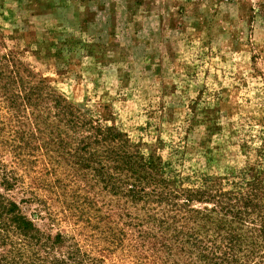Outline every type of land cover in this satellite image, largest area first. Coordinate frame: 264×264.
Masks as SVG:
<instances>
[{"label": "rangeland", "instance_id": "1", "mask_svg": "<svg viewBox=\"0 0 264 264\" xmlns=\"http://www.w3.org/2000/svg\"><path fill=\"white\" fill-rule=\"evenodd\" d=\"M5 56L189 186L264 167V0H0V72ZM10 106L0 93V194L38 233L0 223V264H188L145 221L161 210L112 194Z\"/></svg>", "mask_w": 264, "mask_h": 264}, {"label": "trees", "instance_id": "2", "mask_svg": "<svg viewBox=\"0 0 264 264\" xmlns=\"http://www.w3.org/2000/svg\"><path fill=\"white\" fill-rule=\"evenodd\" d=\"M2 59L0 93L11 106L28 112L30 124L54 129L56 144L67 155L75 151L76 164L93 172L112 194L123 190L132 204L147 201L161 210L162 219L149 215L145 221L157 224L162 238L174 233L163 244L169 254L179 249L188 264H264L263 166L250 168L239 183H231V190L217 176H204L200 186H189L168 173L160 156L146 155L118 128L104 126L67 103L15 57ZM0 223L4 230H14L27 239L38 233L18 205L1 194ZM55 241L52 247L62 237ZM174 243L180 247L174 248ZM50 248L45 252L47 258ZM64 263L54 260L52 264Z\"/></svg>", "mask_w": 264, "mask_h": 264}]
</instances>
